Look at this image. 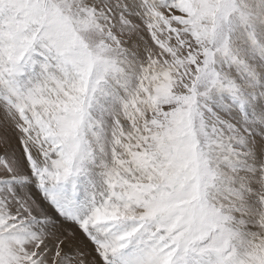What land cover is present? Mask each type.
<instances>
[{
    "label": "snow or ice",
    "instance_id": "obj_1",
    "mask_svg": "<svg viewBox=\"0 0 264 264\" xmlns=\"http://www.w3.org/2000/svg\"><path fill=\"white\" fill-rule=\"evenodd\" d=\"M0 264H264V0H0Z\"/></svg>",
    "mask_w": 264,
    "mask_h": 264
}]
</instances>
